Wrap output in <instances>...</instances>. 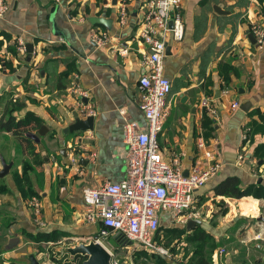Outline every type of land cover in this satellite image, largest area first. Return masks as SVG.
Listing matches in <instances>:
<instances>
[{
    "label": "crops",
    "instance_id": "0c3cea01",
    "mask_svg": "<svg viewBox=\"0 0 264 264\" xmlns=\"http://www.w3.org/2000/svg\"><path fill=\"white\" fill-rule=\"evenodd\" d=\"M4 1L7 10L0 15V56L11 65H0V113L7 99H19L25 105L16 116L32 112L47 131L39 143L35 142L42 162L34 165L36 175L28 174L35 195L27 197H22L18 187L24 156L14 150L12 134L5 138L0 132V166L1 158L12 162L8 173L0 177V264H30L29 253L40 264H55L44 249L51 251L50 245L62 242V237L88 238L99 228L83 220L81 188L125 176L123 122L131 120L136 128H145L137 81L143 71L141 52L147 48L136 39L145 0ZM123 1L126 12L121 23ZM92 17L103 18L105 23H93ZM181 17V40L165 38L163 73L171 90L158 135L159 149L167 161L177 155L184 174L196 160L201 168L208 164L206 151L215 153L221 165L194 192L200 222L187 231L185 225L168 227L163 217L160 226L184 228L187 233L201 228L209 241L216 243L211 254L224 249L217 264H264V199L214 192L228 176L238 177L242 187L253 183L264 187V161L254 154L255 147L264 144V134L257 132L250 137V122H261L255 111L264 112V46L248 39L251 24L264 27V0H181ZM99 31L107 33L106 45L91 42V36ZM18 39L32 44L29 60L27 50L17 52L16 57L10 50H16ZM119 46H127V54L117 53ZM227 64L236 72H228L226 85L220 71ZM72 82L85 91L82 99L93 109V127L61 134L74 120L73 113H78L79 96L73 92ZM204 97L214 105V116L201 106ZM233 102L238 106L232 107ZM244 103L245 110L241 108ZM204 115L210 120L208 128L202 124ZM245 126L250 130L243 139ZM199 137L204 140L202 148L197 145ZM240 153L244 154L243 162L238 161ZM72 155L78 158V168L69 165ZM3 188L7 191H1ZM30 197L38 202L37 214L29 205ZM38 231H56L60 239L29 241L27 234ZM187 233L174 240L172 251L183 255L186 249L189 258L191 248L184 240ZM14 238L16 243L7 247ZM37 247L43 251L37 253Z\"/></svg>",
    "mask_w": 264,
    "mask_h": 264
},
{
    "label": "built area",
    "instance_id": "2783aa9c",
    "mask_svg": "<svg viewBox=\"0 0 264 264\" xmlns=\"http://www.w3.org/2000/svg\"><path fill=\"white\" fill-rule=\"evenodd\" d=\"M6 10L7 4L0 0V15ZM125 12L123 1L119 18L121 23L125 20ZM249 32L256 44L264 46V27L260 23L251 24ZM167 36L174 41L181 40L183 36L181 0H145L136 32L137 41L147 48L141 52L143 71L137 81L140 94L138 106L145 119V128H136V123L131 120L123 122L125 176L115 182L107 180L98 186H83L81 197L84 203L83 220L99 225L97 231L85 240L86 243L94 241L101 244L100 239L107 234H118L122 245L130 251L145 249L170 262L179 263L182 255L169 253L167 248L156 242L161 218L167 219L168 227L184 226L187 220L199 218L194 192L218 171L221 163L215 153L206 151L204 155L209 160L208 164L201 168L196 160L184 174L177 155L172 161H167L160 152L158 135L167 116V98L171 90V83L163 73ZM91 42L95 46L106 45L109 37L105 31H99L91 36ZM16 50L19 54L25 52L26 46L22 40H17ZM116 51L124 55L128 48L119 46ZM72 90L79 96L78 113L83 118L92 115L91 106L82 101L85 91L74 82ZM200 104L207 113L215 115L210 99L201 98ZM231 106L237 107L238 103L233 102ZM249 130L248 126L243 128V139L247 138ZM197 145L204 147L201 137L197 139ZM237 158L243 162L244 154L240 153ZM77 159L76 155L70 156L69 165L78 168ZM29 205L37 214L39 205L35 197L29 199ZM223 251V248L213 251L211 264H217ZM107 252L109 264H129Z\"/></svg>",
    "mask_w": 264,
    "mask_h": 264
},
{
    "label": "trees",
    "instance_id": "16d2710c",
    "mask_svg": "<svg viewBox=\"0 0 264 264\" xmlns=\"http://www.w3.org/2000/svg\"><path fill=\"white\" fill-rule=\"evenodd\" d=\"M9 38L8 35L5 36ZM1 44V41H0ZM14 57L17 56V51L14 48H10ZM3 64L5 67H10L11 61L6 60L4 57L0 56V65ZM222 67V66H221ZM236 72L235 68L230 65H223L220 76L223 79L224 84L229 83V73ZM28 82V73L23 77L22 84L26 86ZM24 102L16 99L10 98L7 99L3 105L2 111L0 113V132L4 134V137L7 138V133H11L13 138L16 139L14 150L23 154L24 158L21 161V172L22 176L20 178L21 184L18 186L21 192L22 197H27L35 195L34 190L32 189V180L29 177V173L37 174L35 171L36 164L42 162L41 152L37 149L35 142L25 135L26 132H36V130L43 124L39 116L35 115L32 112L27 111L23 117H17L15 112L20 111L24 107ZM261 122L251 121L250 122V137L254 136L255 133L259 132L264 134V112L255 111ZM254 113V112H253ZM203 126L208 128L210 125L209 117L204 115ZM254 154L264 161V144L258 145L255 147ZM1 191L6 192L7 189L3 188ZM216 195H223L226 197L239 198L245 195H253L256 198L264 199V187L260 183L248 184L245 187H242L241 182L236 176H228L220 181L214 188ZM165 232L169 233L164 236V241L167 238L169 240L178 239L181 235L186 234L184 228L173 229L165 228ZM172 233H175L174 236ZM114 239L122 242V239L118 234H111ZM60 237L59 233L56 231L53 232H42L38 231L34 234H27L29 241L35 243H45L49 241H56ZM166 238V240H165ZM210 237L199 227L193 229L191 232L187 233L185 236V242L191 248V255L189 258L186 257L188 250H184L182 255V260L179 263L170 262L163 257H156L153 264H210L211 263V252L215 248L216 243L209 241ZM167 242V241H166ZM41 247V246H40ZM37 247V253L42 252V248ZM48 252L49 259L55 264H82V261L85 257L76 254L71 257V260L60 259L59 256L53 255ZM17 261H11L10 264H17ZM19 264V263H18Z\"/></svg>",
    "mask_w": 264,
    "mask_h": 264
},
{
    "label": "water",
    "instance_id": "95a60500",
    "mask_svg": "<svg viewBox=\"0 0 264 264\" xmlns=\"http://www.w3.org/2000/svg\"><path fill=\"white\" fill-rule=\"evenodd\" d=\"M113 3H115V0H113ZM90 21L93 23H105L103 18L100 17H92L90 18ZM248 39L251 43H255V38L252 36L251 33L248 34ZM27 50V59L29 60L31 53L33 51L32 44L28 43L25 45ZM83 102H85V98L82 99ZM247 103H244L241 108L243 110L246 109ZM73 121L68 124L66 127L63 128V133H73V132H83L86 130H90L93 127V117L92 115L86 116L84 118L80 117V115L75 112L73 113ZM47 131V127L42 124L36 131V133L33 132H26L25 135L31 138L34 142L39 143L40 142V136H43ZM39 148H42L41 145H39ZM259 164L262 163L261 160L258 162ZM12 165V162H6L3 158H1V166L0 169V177L5 176L10 167ZM200 221L197 219H189L187 220L185 224V229L187 231H190L196 223H199ZM109 231H111V228H108ZM16 239L9 240L7 247H11L16 243ZM66 251L69 252V254L72 256L79 254L85 259L82 261V264H109V253L107 250L101 246L99 243L94 241H89L87 243H80L78 245H75L73 247L66 248ZM27 259L29 260L30 264H40L41 261L39 259L35 258V255L33 253L27 254Z\"/></svg>",
    "mask_w": 264,
    "mask_h": 264
},
{
    "label": "rangeland",
    "instance_id": "374dc122",
    "mask_svg": "<svg viewBox=\"0 0 264 264\" xmlns=\"http://www.w3.org/2000/svg\"><path fill=\"white\" fill-rule=\"evenodd\" d=\"M0 142H2L1 139ZM166 234L169 233L165 232V228L163 226H160L156 235V242L158 245L167 248L169 253L173 254L172 249L174 248L173 246L175 245V241H174L175 239L170 241L169 240L170 238H167V240L165 238L167 242L164 241V236H166ZM172 234L176 236L175 233ZM77 237L79 236H66V238L62 237V239L64 238L62 242L60 239L56 242V244L50 245L51 246L49 247L51 248L50 253L59 256L60 259H66L68 261L71 260V255L69 254V252L66 251V248L73 247L80 243H86L85 240H87V238L80 239ZM100 242H101L100 244L101 246H103L106 250L111 252L113 254V257L118 258L121 262H125V263L127 262L129 264H153V262L155 261V256L160 257L159 254L154 253L152 251L148 252L145 249L130 251L127 249V247L122 245L123 244L122 242H119L118 240L114 239L112 236H110V234H107L105 237L101 238ZM44 250L45 251L47 250V256L49 258L48 252L50 251V249H44Z\"/></svg>",
    "mask_w": 264,
    "mask_h": 264
}]
</instances>
